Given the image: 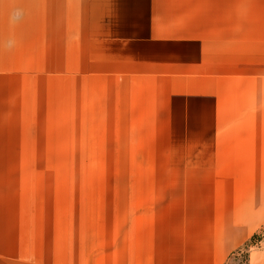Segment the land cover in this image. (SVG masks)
Segmentation results:
<instances>
[{
	"label": "crops",
	"instance_id": "1",
	"mask_svg": "<svg viewBox=\"0 0 264 264\" xmlns=\"http://www.w3.org/2000/svg\"><path fill=\"white\" fill-rule=\"evenodd\" d=\"M198 9L216 20L198 0H0V116L8 99L37 92L40 69L69 77L72 29L101 46L102 62L198 64ZM237 13L219 18L218 29L205 28L210 32L201 45L214 76L240 82V101H264V27L247 36V8ZM229 21L236 23L232 29ZM252 171L124 174L107 185L86 179L8 184L0 173V264H225L264 228L261 153L258 179ZM105 187L109 201L81 195ZM56 190L71 200L56 206ZM248 257L249 264H264V239Z\"/></svg>",
	"mask_w": 264,
	"mask_h": 264
},
{
	"label": "rangeland",
	"instance_id": "2",
	"mask_svg": "<svg viewBox=\"0 0 264 264\" xmlns=\"http://www.w3.org/2000/svg\"><path fill=\"white\" fill-rule=\"evenodd\" d=\"M198 1L216 18L199 9L195 14L198 64L102 62L96 55L101 46L72 29L69 77L45 76L40 69L37 92L16 94L1 111L0 173L7 174L6 182L53 179L49 182L62 185L86 179L107 185L124 174L222 173L238 167L253 170L258 179L264 101H240V82L214 76L201 40L209 35L205 28L218 29L219 18L231 19L245 8L247 36L258 35L264 0ZM229 22L232 29L236 23ZM185 52L184 62H190V48L184 46ZM239 110L244 112L237 117ZM56 191V206L71 200L68 192ZM81 195L111 198L107 187ZM258 233L264 239V228ZM245 255L242 249L226 264H245Z\"/></svg>",
	"mask_w": 264,
	"mask_h": 264
},
{
	"label": "trees",
	"instance_id": "3",
	"mask_svg": "<svg viewBox=\"0 0 264 264\" xmlns=\"http://www.w3.org/2000/svg\"><path fill=\"white\" fill-rule=\"evenodd\" d=\"M261 237H262V234H257V233H254L250 239L240 248L238 249L236 252H234V254L238 253L239 251H241L242 249L245 250V264H248V254H249V250H250V246H252L253 244L259 242L261 240ZM234 254H232V256H234ZM231 256V257H232ZM230 259V258H229ZM228 259V260H229ZM226 264V263H225Z\"/></svg>",
	"mask_w": 264,
	"mask_h": 264
},
{
	"label": "clouds",
	"instance_id": "4",
	"mask_svg": "<svg viewBox=\"0 0 264 264\" xmlns=\"http://www.w3.org/2000/svg\"><path fill=\"white\" fill-rule=\"evenodd\" d=\"M19 15H20V13L17 11V12H14L13 14H12V18L13 19H16V18H18L19 17Z\"/></svg>",
	"mask_w": 264,
	"mask_h": 264
}]
</instances>
